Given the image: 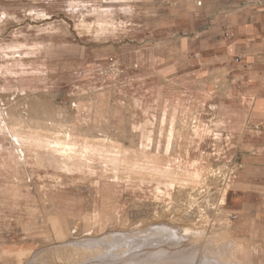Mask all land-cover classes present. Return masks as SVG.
<instances>
[{
    "label": "rangeland",
    "instance_id": "obj_1",
    "mask_svg": "<svg viewBox=\"0 0 264 264\" xmlns=\"http://www.w3.org/2000/svg\"><path fill=\"white\" fill-rule=\"evenodd\" d=\"M169 1L0 0V264L99 261L72 238L119 249L157 221L201 231L200 264H264V226L233 245L230 192L249 176L264 194V170L242 175L262 133L232 105L264 61L162 53L148 22Z\"/></svg>",
    "mask_w": 264,
    "mask_h": 264
},
{
    "label": "crops",
    "instance_id": "obj_2",
    "mask_svg": "<svg viewBox=\"0 0 264 264\" xmlns=\"http://www.w3.org/2000/svg\"><path fill=\"white\" fill-rule=\"evenodd\" d=\"M250 1L170 0L167 13L163 17L149 19L148 23L153 31L157 29L164 33L154 46L162 48V53H169L172 59L193 53L191 56L194 55L200 59L207 57L211 63L220 62L231 66L233 58L236 57L234 55L242 53V56L253 65L263 62L264 8L258 5L257 11L251 10ZM242 56L240 58L243 61ZM255 90L252 92L249 87L243 88L242 94L238 95L236 100L232 99V105L236 109L252 110L253 124L262 133L257 148L261 151L257 154L263 155L264 90L263 87ZM257 170L259 174L255 175ZM257 170L247 171L245 167L242 175L250 174V176L260 178L264 166L257 167ZM242 178L236 187L230 189V192L239 203L233 207H237L234 212H238L233 223V245L241 242L243 246V243L252 241L254 237L252 234L255 233L256 228L259 230L264 226V210L255 209L252 205L256 198L259 199L258 201H264V194H251V185L256 181L249 176ZM258 234L255 233V236L258 237Z\"/></svg>",
    "mask_w": 264,
    "mask_h": 264
},
{
    "label": "bare ground",
    "instance_id": "obj_3",
    "mask_svg": "<svg viewBox=\"0 0 264 264\" xmlns=\"http://www.w3.org/2000/svg\"><path fill=\"white\" fill-rule=\"evenodd\" d=\"M200 232L191 230L190 227L176 226L168 221H157L146 229L136 228L116 235L114 239L118 241L119 249L106 248L109 242L101 244L98 237L88 233L82 238H72V241L74 244H84L89 249H99L98 254L102 255L99 261H91L96 257L93 255L89 257L91 262L86 263L84 260L77 264H200L201 251L197 249L200 246L192 240L199 236ZM211 243L213 242L206 241L201 250L213 251L214 244ZM220 263L214 259L202 264Z\"/></svg>",
    "mask_w": 264,
    "mask_h": 264
},
{
    "label": "built area",
    "instance_id": "obj_4",
    "mask_svg": "<svg viewBox=\"0 0 264 264\" xmlns=\"http://www.w3.org/2000/svg\"><path fill=\"white\" fill-rule=\"evenodd\" d=\"M257 4L264 8V0H257Z\"/></svg>",
    "mask_w": 264,
    "mask_h": 264
},
{
    "label": "water",
    "instance_id": "obj_5",
    "mask_svg": "<svg viewBox=\"0 0 264 264\" xmlns=\"http://www.w3.org/2000/svg\"><path fill=\"white\" fill-rule=\"evenodd\" d=\"M28 264H32V263H28Z\"/></svg>",
    "mask_w": 264,
    "mask_h": 264
}]
</instances>
